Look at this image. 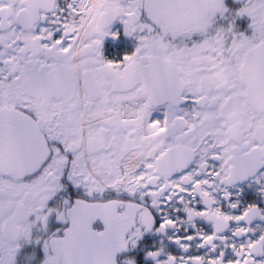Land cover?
<instances>
[{"label": "snow or ice", "instance_id": "obj_1", "mask_svg": "<svg viewBox=\"0 0 264 264\" xmlns=\"http://www.w3.org/2000/svg\"><path fill=\"white\" fill-rule=\"evenodd\" d=\"M117 20L138 41L121 63L101 52ZM261 170L264 0H0V264H118L181 226L186 255L154 264H257L264 209L217 197L264 194Z\"/></svg>", "mask_w": 264, "mask_h": 264}, {"label": "flooded vegetation", "instance_id": "obj_2", "mask_svg": "<svg viewBox=\"0 0 264 264\" xmlns=\"http://www.w3.org/2000/svg\"><path fill=\"white\" fill-rule=\"evenodd\" d=\"M68 2H70V0H59L62 7L66 6ZM244 26L246 27V24ZM108 31L109 35L104 38L102 43V55L104 59L109 62L121 63L124 56L131 55L135 52V49L138 46V41L135 37L125 35L124 27L118 20L113 22ZM59 36L60 33H57V38H59ZM163 111L164 109L161 107L158 112L153 113V118L163 119ZM156 114H159V116L155 117L157 116ZM213 163L217 168L219 167V162ZM227 191L230 195L229 200H225L222 193L219 194L217 198L220 202V206L225 211H229L228 204H238L237 209L230 210L233 215L240 214L241 211L249 205H256L264 209V194L261 192V186L255 182V178H249L246 181L237 182L234 186H229ZM177 207H179V205H177ZM174 218L182 220L184 219V214L182 212L175 213ZM160 222H162V219L157 216V226ZM261 223L262 222L260 221H254L252 227H256ZM234 226L235 225H233V227ZM62 227L66 228L67 225H63ZM197 227L206 232H211V225L205 221H197ZM92 229L94 231H103L104 225L102 221H95L92 225ZM53 230H55V226L53 227ZM189 234L195 235V230L190 226L187 227L186 230L184 226H181L179 230L169 229L166 234L158 233L154 228L152 231L145 232L140 240L137 241L135 247H130L126 252L118 254V264H120L125 258L134 259L136 264H154L153 260L148 256V253L157 251L160 248H164L165 252V255L160 257L161 260L166 259L167 255H174L177 257L186 255L182 249L174 243V240L177 237H183ZM225 235L230 236V232H226ZM196 243H199V240H197ZM32 250V247L28 246L24 249V252H31ZM206 252V249L198 250L199 255H205ZM40 256L42 258V252L40 253ZM229 259H237L231 253L230 249L227 250L225 264H228ZM254 260L257 264H260V262L264 260V257L256 256L254 257Z\"/></svg>", "mask_w": 264, "mask_h": 264}, {"label": "bare ground", "instance_id": "obj_3", "mask_svg": "<svg viewBox=\"0 0 264 264\" xmlns=\"http://www.w3.org/2000/svg\"><path fill=\"white\" fill-rule=\"evenodd\" d=\"M156 115H157V116H155V115H154V116H155V117H158V116H159V114H156Z\"/></svg>", "mask_w": 264, "mask_h": 264}]
</instances>
